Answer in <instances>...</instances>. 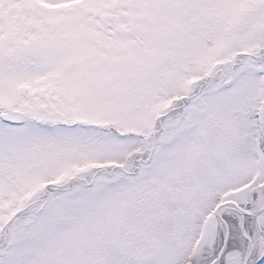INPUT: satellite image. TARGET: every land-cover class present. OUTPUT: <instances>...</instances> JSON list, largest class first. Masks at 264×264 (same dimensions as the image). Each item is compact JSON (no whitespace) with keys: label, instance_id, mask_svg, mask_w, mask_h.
<instances>
[{"label":"snow or ice","instance_id":"snow-or-ice-1","mask_svg":"<svg viewBox=\"0 0 264 264\" xmlns=\"http://www.w3.org/2000/svg\"><path fill=\"white\" fill-rule=\"evenodd\" d=\"M0 264H264V0H0Z\"/></svg>","mask_w":264,"mask_h":264}]
</instances>
